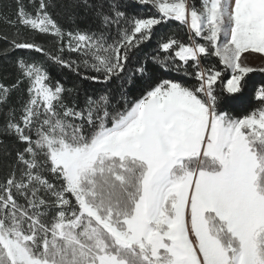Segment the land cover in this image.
Returning a JSON list of instances; mask_svg holds the SVG:
<instances>
[{
	"label": "snow or ice",
	"instance_id": "obj_1",
	"mask_svg": "<svg viewBox=\"0 0 264 264\" xmlns=\"http://www.w3.org/2000/svg\"><path fill=\"white\" fill-rule=\"evenodd\" d=\"M13 4L0 264H264V0Z\"/></svg>",
	"mask_w": 264,
	"mask_h": 264
},
{
	"label": "trees",
	"instance_id": "obj_2",
	"mask_svg": "<svg viewBox=\"0 0 264 264\" xmlns=\"http://www.w3.org/2000/svg\"><path fill=\"white\" fill-rule=\"evenodd\" d=\"M14 8V4H13V0H0V15H3L5 13L7 14H11L12 10ZM63 22V21H62ZM170 29H175L176 25H169L168 26ZM5 29V25L4 24H0V30ZM41 40H47V37H40ZM155 45V41L151 42L149 44V50L154 47ZM20 54H24V55H28L29 53H20ZM32 55H35L34 53ZM50 70H51V74L53 76V78L55 79H61L62 81H64L67 86H71L74 82L77 81V78L67 72L66 70H60L58 68H56L55 66H50ZM251 76V80L253 82H259L261 80H264V73H253L250 74ZM248 98L249 100H251V94H248Z\"/></svg>",
	"mask_w": 264,
	"mask_h": 264
},
{
	"label": "rangeland",
	"instance_id": "obj_3",
	"mask_svg": "<svg viewBox=\"0 0 264 264\" xmlns=\"http://www.w3.org/2000/svg\"><path fill=\"white\" fill-rule=\"evenodd\" d=\"M249 60L254 67L264 66V54L253 53L249 56Z\"/></svg>",
	"mask_w": 264,
	"mask_h": 264
}]
</instances>
